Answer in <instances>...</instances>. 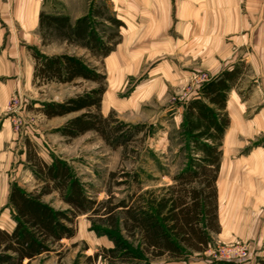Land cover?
Instances as JSON below:
<instances>
[{
	"label": "rangeland",
	"instance_id": "1",
	"mask_svg": "<svg viewBox=\"0 0 264 264\" xmlns=\"http://www.w3.org/2000/svg\"><path fill=\"white\" fill-rule=\"evenodd\" d=\"M62 1L72 8L87 3L89 12H98L100 16L92 24L101 36L117 29L106 18L116 17L124 24L119 28V42L106 57H96L86 48L56 38L44 45L40 28L32 34L18 26L0 29V227L10 231L15 227L8 198L12 185L34 193L43 185L27 161L28 150L35 151L47 163L54 156L68 161L88 194L97 201H105L110 193L115 197L114 203L135 193L145 197L149 190L159 196L166 194L165 189L175 184L173 176L185 167L191 153L181 134L184 106L198 97L204 83L216 78L191 61L190 47L180 42L176 45L175 38L180 36L178 19L185 18L188 11L186 0L181 9L176 4L182 0H45L43 11L61 14L65 8ZM164 10H168L167 16ZM34 49L43 54L76 55L106 75L102 113L127 125L124 130L133 136L126 149L123 145L114 147L92 130L75 138L63 135L61 128L77 112L49 118L40 111L47 101L61 103L97 88L98 83L35 82ZM236 67L240 70V86L253 84L255 70L251 63L241 62ZM136 126L144 128L137 132ZM125 173H129L127 177ZM125 179L128 182H120ZM43 200L57 210L69 207L58 192L45 195ZM97 219L93 213L79 214L75 220L76 235L65 238L50 254L30 264H112L104 259L102 250L112 247L113 241L98 229L101 223ZM238 221L241 232L252 226L256 229L253 224L244 225V219ZM258 234L250 240L237 237L233 241L220 240L218 234H213L206 252H193L187 257L211 259L215 264L219 263L211 258L215 252L240 244L249 248L248 259L256 257L264 264L259 259L264 256H256L257 246H264V238ZM224 262L220 264H229ZM168 263L166 257L153 261Z\"/></svg>",
	"mask_w": 264,
	"mask_h": 264
},
{
	"label": "trees",
	"instance_id": "2",
	"mask_svg": "<svg viewBox=\"0 0 264 264\" xmlns=\"http://www.w3.org/2000/svg\"><path fill=\"white\" fill-rule=\"evenodd\" d=\"M99 16L91 10L72 22L67 15L42 11L39 25L44 45L56 38L86 48L96 57L110 55L120 40L119 28L124 23L116 17L106 18L117 29L101 36L92 24ZM33 54L35 82L98 83L97 88L61 103H43L40 111L49 118L79 113L65 123L61 133L75 138L92 130L114 147L123 145L126 149L133 136L124 130L127 125L102 113L106 75L76 55L43 54L35 49ZM239 73L237 67L224 71L204 83L198 97L184 106L181 134L191 153L185 167L173 176L175 184L167 187L163 196L149 190L145 197L135 193L114 203L115 197L110 193L105 201H97L88 194L68 161L54 156L47 163L35 151L28 150L27 161L43 185L35 193L12 185L8 198L15 227L12 231L0 227V264H30L50 254L65 238L76 235V218L88 213L97 216L101 223L98 229L113 241L112 247L102 250L104 259L112 264H153L165 257L179 259L193 252H206L213 234L221 231L217 191L221 145L230 124L226 111L228 95ZM143 128L136 126L135 130ZM53 192H58L68 209L57 210L43 200Z\"/></svg>",
	"mask_w": 264,
	"mask_h": 264
},
{
	"label": "crops",
	"instance_id": "3",
	"mask_svg": "<svg viewBox=\"0 0 264 264\" xmlns=\"http://www.w3.org/2000/svg\"><path fill=\"white\" fill-rule=\"evenodd\" d=\"M62 2L65 8L59 13L69 16L72 22L89 12L87 3L72 8L67 1ZM184 2L175 4L181 9ZM186 5L188 11L185 18L178 19L180 36L177 35L175 41L177 46L180 42V45L190 47L194 64L207 69L212 77L225 70L231 71L241 62L251 63L255 70L253 84L241 87L237 81L228 95L226 111L230 124L221 145L223 153L217 181L221 222L217 237L229 241L237 237L250 240L259 233L263 239L264 0H186ZM44 9L45 0H0V29L18 26L32 34L40 28V14ZM164 13L167 16L168 10ZM16 41H19L17 37ZM233 47H236L235 51ZM240 218L245 220L244 225L253 224L256 229L252 226L241 232L238 229ZM257 247L261 252L256 256L263 257L264 246ZM194 257L169 259L168 264L214 263L211 259ZM259 259L264 262V258ZM256 260L255 257L237 262L260 264Z\"/></svg>",
	"mask_w": 264,
	"mask_h": 264
},
{
	"label": "built area",
	"instance_id": "4",
	"mask_svg": "<svg viewBox=\"0 0 264 264\" xmlns=\"http://www.w3.org/2000/svg\"><path fill=\"white\" fill-rule=\"evenodd\" d=\"M211 258L219 262L243 261L250 258L249 248L246 247V245L233 244L231 246L222 247L221 251L215 252V254Z\"/></svg>",
	"mask_w": 264,
	"mask_h": 264
}]
</instances>
